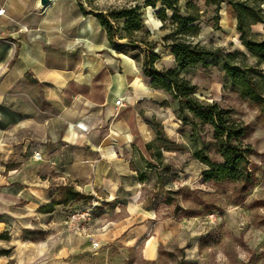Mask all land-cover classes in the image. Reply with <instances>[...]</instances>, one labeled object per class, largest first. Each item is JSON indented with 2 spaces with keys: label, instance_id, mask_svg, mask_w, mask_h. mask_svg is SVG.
<instances>
[{
  "label": "rangeland",
  "instance_id": "1",
  "mask_svg": "<svg viewBox=\"0 0 264 264\" xmlns=\"http://www.w3.org/2000/svg\"><path fill=\"white\" fill-rule=\"evenodd\" d=\"M144 2L87 0L88 8L103 10L106 14L114 7L134 4H140L143 11L142 27L131 36L123 29L124 18L114 19V25L118 27L115 42L109 40L99 51L87 52L89 59H102L101 63L109 65L113 73H123V61L129 58L144 72V65L150 63L154 57L152 53H156L158 56L154 58L153 67L157 71L177 67L171 40L165 39L174 30L172 20L164 22L156 14L159 7L151 6L152 9ZM180 12L196 17L194 23L199 29L189 38L216 50L207 64L183 69L180 75L196 84V97L206 102L217 101L235 123L245 127L242 140L253 147L251 159L256 169L255 184L245 194L242 192L244 196L241 197L237 194L241 187L238 182L216 184L205 180L203 172L208 165L195 156L194 150L202 147L213 159L223 160L212 124L195 116L186 99L150 84L140 107L142 123L151 138L147 143V158L137 156L140 174L146 175L140 194L135 199L106 200L108 196L103 191L98 192L100 197L92 191H81L85 197L71 200L78 204L95 202L97 207L102 206V210L108 211L105 218L114 220L125 215L128 201L133 200L144 207L145 213H152L157 219L178 222L170 242L159 244L158 256L148 258L143 239L137 244H126L108 227L104 229L107 233L102 236V245L92 249L88 239L65 225L66 202L57 204L51 214H40L39 226L33 233H26L40 242L38 258L33 261L23 258L7 264H264V115L256 104L240 95L223 69L224 55L229 51H243L248 61L254 64L256 57L240 39L236 13L229 0H223L219 7L208 0H180ZM168 13L171 16V10ZM6 15L7 12L3 16ZM8 26L0 20V39H7ZM19 28L31 29L27 25ZM252 31L264 34V23H254ZM37 34L40 35L39 31ZM260 66L264 69V62ZM88 69L94 71L97 66L93 64ZM26 88L37 90L31 85ZM43 134L47 137L43 143L59 145L56 152L62 149L56 136L58 132L49 133L55 136L53 142L48 140L46 132ZM75 137L72 133L70 174L65 175V180L54 181L57 184H54L52 199H64L71 187L81 190L79 185H84L87 177L93 174V166L86 161V146H75ZM43 240L48 243H41Z\"/></svg>",
  "mask_w": 264,
  "mask_h": 264
},
{
  "label": "crops",
  "instance_id": "2",
  "mask_svg": "<svg viewBox=\"0 0 264 264\" xmlns=\"http://www.w3.org/2000/svg\"><path fill=\"white\" fill-rule=\"evenodd\" d=\"M38 3L0 1L7 12L0 20L9 25L7 39H0V250L10 249L9 254H0V264L38 258L40 242L26 233L39 226L40 214L54 212H42L40 206L52 200L54 181L70 174L72 133L73 144L86 146V161L93 166L80 191L98 197L103 191L106 200L135 199L140 194L144 180L137 156L147 158L151 141L140 109L151 79L132 59L123 61L125 72L113 73L102 59L87 56L109 41L106 27L88 12L94 8L86 2L82 6L79 0H52L43 8ZM21 25L31 29L25 31ZM93 64L97 69L91 71L88 67ZM28 85L37 90H28ZM119 96L124 97V105L117 107ZM77 121L87 129L75 126ZM55 131L62 147L57 152L59 145L43 143L47 138L43 133ZM38 149L45 150L44 161L34 156ZM67 204V210L81 205L73 200ZM126 208L125 215L114 220L105 218L108 211L97 207L94 230L101 245L109 227L126 244L143 239L146 256L157 257L159 244L170 242L178 222L157 219L133 200ZM75 234L92 245L90 237Z\"/></svg>",
  "mask_w": 264,
  "mask_h": 264
},
{
  "label": "trees",
  "instance_id": "3",
  "mask_svg": "<svg viewBox=\"0 0 264 264\" xmlns=\"http://www.w3.org/2000/svg\"><path fill=\"white\" fill-rule=\"evenodd\" d=\"M83 6L87 0H79ZM223 0H208L215 3L217 7ZM236 13V26L240 32V39L252 55L256 57V63H250L243 51H229L224 55L223 69L229 80L235 85L240 95L250 102L256 104L264 115V69L260 66L264 62V34L252 31V25L257 22L264 23V0H229ZM147 7H159L157 16L164 22L172 20L174 30L165 36L171 40L172 53L175 55L177 67L159 72L153 67V54L150 63H146L144 72L151 77V84L155 88H163L175 97L186 99L188 108L195 116L204 122H209L214 128L219 151L223 157L217 161L202 147H197L194 154L208 167L204 170L205 180L222 184L226 181L241 184L237 191L239 196H244L256 182V169L252 166L253 147L250 143H244L245 127L235 123L228 111L217 101L206 102L196 97V84L190 83L181 77L180 71L196 64H207L216 50L209 49L194 43L189 37L198 32V25L194 23L196 17L192 14L184 15L180 12V0H145ZM168 10H171L169 16ZM93 12L106 27L109 40L115 42L118 27L114 25V19L124 18L123 29L127 35H133L136 30L141 29L143 24V11L140 4L114 7L106 14L103 10ZM165 26V23H164ZM259 35V37H258ZM150 66V68H149ZM145 180L146 175H140ZM244 194H243V193ZM242 193V194H241ZM241 194V195H240ZM86 195L78 189L70 188V193L64 199H52L41 210L53 211L57 204L69 202L74 197H85ZM193 215V213H188ZM10 249H1L0 254H9Z\"/></svg>",
  "mask_w": 264,
  "mask_h": 264
},
{
  "label": "built area",
  "instance_id": "4",
  "mask_svg": "<svg viewBox=\"0 0 264 264\" xmlns=\"http://www.w3.org/2000/svg\"><path fill=\"white\" fill-rule=\"evenodd\" d=\"M5 13L6 8L0 7V15H4ZM115 103L117 107L124 105V97L119 96L118 98H116ZM75 126L83 130L87 129V125L82 121H77L75 123ZM34 156L38 159H42V151L40 149L35 150ZM96 209L97 205L95 202L72 206L68 210L66 219L68 229L90 237L92 240V245L95 248L101 246L100 240L96 237V232L94 230V216Z\"/></svg>",
  "mask_w": 264,
  "mask_h": 264
},
{
  "label": "water",
  "instance_id": "5",
  "mask_svg": "<svg viewBox=\"0 0 264 264\" xmlns=\"http://www.w3.org/2000/svg\"><path fill=\"white\" fill-rule=\"evenodd\" d=\"M50 2V0H40V7H45L48 3Z\"/></svg>",
  "mask_w": 264,
  "mask_h": 264
},
{
  "label": "bare ground",
  "instance_id": "6",
  "mask_svg": "<svg viewBox=\"0 0 264 264\" xmlns=\"http://www.w3.org/2000/svg\"><path fill=\"white\" fill-rule=\"evenodd\" d=\"M152 8V7H151ZM152 9H154V8H152Z\"/></svg>",
  "mask_w": 264,
  "mask_h": 264
}]
</instances>
